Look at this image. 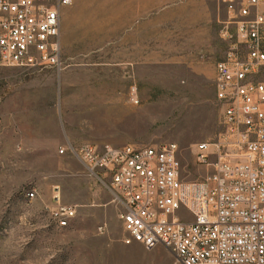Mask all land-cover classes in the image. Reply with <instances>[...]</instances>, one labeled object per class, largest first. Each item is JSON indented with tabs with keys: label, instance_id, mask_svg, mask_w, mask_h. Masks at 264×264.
Segmentation results:
<instances>
[{
	"label": "rangeland",
	"instance_id": "obj_1",
	"mask_svg": "<svg viewBox=\"0 0 264 264\" xmlns=\"http://www.w3.org/2000/svg\"><path fill=\"white\" fill-rule=\"evenodd\" d=\"M228 19L220 0H74L62 71L0 69V264H181L126 245L109 191L61 151L175 144L185 179L204 178L196 149L222 131L212 71L230 50ZM56 187L80 207L66 229L47 211Z\"/></svg>",
	"mask_w": 264,
	"mask_h": 264
},
{
	"label": "built area",
	"instance_id": "obj_2",
	"mask_svg": "<svg viewBox=\"0 0 264 264\" xmlns=\"http://www.w3.org/2000/svg\"><path fill=\"white\" fill-rule=\"evenodd\" d=\"M73 1L0 0V69L62 71L63 18ZM220 2L230 50L216 68L222 131L196 149L204 178L185 179L175 144L71 145L61 154H73L109 191L126 245L164 248L181 264H264V0ZM79 210L55 188L47 211L57 227L69 228Z\"/></svg>",
	"mask_w": 264,
	"mask_h": 264
},
{
	"label": "crops",
	"instance_id": "obj_3",
	"mask_svg": "<svg viewBox=\"0 0 264 264\" xmlns=\"http://www.w3.org/2000/svg\"><path fill=\"white\" fill-rule=\"evenodd\" d=\"M128 4H129V2H128ZM128 9H129V7H128ZM121 27H126L127 34L132 33L133 28L135 27V22H134V20L128 18V20L126 21V24L125 25H123L121 23ZM216 75H217V72H216V69H214L212 71V79L213 80L216 79Z\"/></svg>",
	"mask_w": 264,
	"mask_h": 264
}]
</instances>
